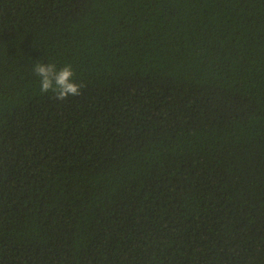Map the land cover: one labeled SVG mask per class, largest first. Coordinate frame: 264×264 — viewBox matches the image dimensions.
I'll use <instances>...</instances> for the list:
<instances>
[{
	"label": "trees",
	"instance_id": "1",
	"mask_svg": "<svg viewBox=\"0 0 264 264\" xmlns=\"http://www.w3.org/2000/svg\"><path fill=\"white\" fill-rule=\"evenodd\" d=\"M0 264H264V0H0Z\"/></svg>",
	"mask_w": 264,
	"mask_h": 264
},
{
	"label": "clouds",
	"instance_id": "2",
	"mask_svg": "<svg viewBox=\"0 0 264 264\" xmlns=\"http://www.w3.org/2000/svg\"><path fill=\"white\" fill-rule=\"evenodd\" d=\"M33 71L39 77L42 93L51 91L58 100L81 94L82 84L75 81L71 64L58 68L54 62H40L35 64Z\"/></svg>",
	"mask_w": 264,
	"mask_h": 264
}]
</instances>
